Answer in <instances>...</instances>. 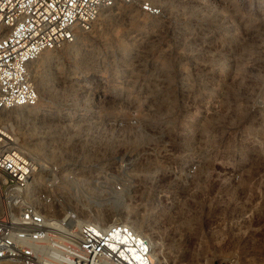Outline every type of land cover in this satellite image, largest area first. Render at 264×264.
Here are the masks:
<instances>
[{
	"label": "rangeland",
	"instance_id": "obj_1",
	"mask_svg": "<svg viewBox=\"0 0 264 264\" xmlns=\"http://www.w3.org/2000/svg\"><path fill=\"white\" fill-rule=\"evenodd\" d=\"M151 1L173 6L158 17L108 9L73 46L51 50L54 62L36 68L48 84L37 121L14 130L96 158V132L110 131L97 124L135 114L139 127L111 146L142 150L140 188L149 178L154 197L130 204V219L141 217L175 264H264V0ZM64 111L88 127L60 129ZM45 121L53 136L42 138ZM190 159L197 170L181 182L171 171ZM242 212L253 219L237 226Z\"/></svg>",
	"mask_w": 264,
	"mask_h": 264
},
{
	"label": "built area",
	"instance_id": "obj_2",
	"mask_svg": "<svg viewBox=\"0 0 264 264\" xmlns=\"http://www.w3.org/2000/svg\"><path fill=\"white\" fill-rule=\"evenodd\" d=\"M117 5L145 16L162 13L151 0H0V264H175L155 256L148 236L122 212L104 218L115 204H146L154 197L149 178L140 188L142 150L111 146L124 139L126 128L139 127L135 114L97 124V131H110L96 132V158L77 147L61 151L53 141L46 147L57 150L55 158L29 151L7 119L12 110L37 106L32 67L39 55L74 43L103 10ZM258 107L264 111V93ZM196 170L190 159L171 172L186 182ZM216 264L239 262L230 257Z\"/></svg>",
	"mask_w": 264,
	"mask_h": 264
},
{
	"label": "bare ground",
	"instance_id": "obj_3",
	"mask_svg": "<svg viewBox=\"0 0 264 264\" xmlns=\"http://www.w3.org/2000/svg\"><path fill=\"white\" fill-rule=\"evenodd\" d=\"M168 1V0H167ZM168 3V2H167ZM165 3V1L163 3H161L160 7L161 8H164L166 10H168L169 8L171 9V7L173 5H170V3ZM171 4H173L171 2ZM264 6V3L263 1H261V4L258 5V8L259 10H262ZM115 9V12L118 14L120 12H126V11H133V7L131 6H126V5H117L116 7L113 8V10ZM173 9V8H172ZM112 10V11H113ZM129 12V13H130ZM132 13V12H131ZM128 15L129 17V21L130 22H133L135 23V16L134 15ZM171 13V12H170ZM174 14V13H173ZM100 16L104 17V18H109L111 16L110 12L108 10H103L100 14ZM145 23V21H142L140 23V25H143ZM151 23V22H150ZM79 36L76 37L75 42H77ZM189 38V37H188ZM132 40V38H130V41ZM70 44L69 46H73V44ZM130 45V44H129ZM126 47V45H125ZM126 50V49H125ZM51 50H46L44 52H42L39 57L36 59V61L34 62L33 64V67H32V77H33V85L38 93V101L40 100L41 96L43 93H45L47 91V87H48V84H47V80L45 79V68L42 69V71L39 73L36 71V68L39 66V65H43V66H48L49 64L53 63L54 62V58L52 56V54L50 53ZM79 55V54H78ZM87 57V56H86ZM83 60V64L84 66H87V65H93V61L91 60L90 56L87 57V58H84L82 59ZM48 73V72H47ZM70 75V74H69ZM52 76V75H51ZM53 77V76H52ZM59 78V77H58ZM55 79V78H54ZM103 79V78H102ZM101 79V80H102ZM94 80V79H93ZM99 80L101 83L102 81ZM104 81V80H103ZM61 82V81H60ZM92 82V81H91ZM96 82H98V80H96ZM63 83V82H62ZM79 83V82H78ZM92 84V83H91ZM60 85V84H59ZM77 87V86H76ZM79 87V86H78ZM82 88V87H81ZM102 88V87H101ZM100 88V89H101ZM88 89V88H87ZM86 89V90H87ZM93 89V88H92ZM80 93V92H79ZM84 94V93H82ZM81 94V95H82ZM85 96V95H84ZM103 96V95H102ZM105 96V95H104ZM84 98V97H83ZM103 98V97H102ZM105 98V97H104ZM58 99V98H57ZM81 99V98H80ZM96 99V98H95ZM79 102V101H78ZM81 102V101H80ZM102 102V101H101ZM100 104V103H99ZM80 105V104H79ZM260 109V108H259ZM38 108L37 106L35 107H32V108H19V109H15V110H12L11 112H9L7 114V119L8 121H10L11 123H16V125H20L23 120H26V119H33L35 118V115H36V112H37ZM67 110V109H66ZM71 110V109H70ZM45 111V110H44ZM77 111V110H76ZM81 111V110H80ZM41 114V113H40ZM61 114V113H60ZM54 115V114H53ZM48 116V115H47ZM69 111H64L62 112V117L64 118L63 120L64 123L62 124L60 121V129L64 130V129H71V130H76L78 128V126L80 125H84V124H88V121L87 119L81 117V116H78L76 119H75V122H70V117H69ZM261 116V113L260 115ZM76 117V116H75ZM41 118V117H40ZM87 118V117H86ZM232 118V117H231ZM57 119V118H56ZM61 119V118H60ZM74 119V118H73ZM41 120V119H40ZM45 120V119H44ZM48 120V119H47ZM36 121H37V118H36ZM58 121V120H57ZM72 121V120H71ZM90 121V120H89ZM42 122V121H41ZM46 121H45V124L44 126L46 125ZM54 123V122H52ZM48 124V123H47ZM18 125V126H19ZM41 125V124H40ZM52 125V124H51ZM41 127V126H40ZM39 127V129H41ZM88 127V126H87ZM81 128V127H80ZM85 129V128H84ZM43 130V131H42ZM42 130H39V132H42L43 135H48V136H53L52 134V130L49 129L48 126H45V128L43 127ZM70 132H73L71 131ZM20 133V136L24 139V143L26 145V148L29 150V151H32V152H35L37 154H40L42 156H45V157H51L52 158H55L57 156V150L56 149H52V148H45L43 145H42V141L39 139V140H35V141H32V135H34L35 133L34 132H19ZM60 133V132H58ZM64 133V132H63ZM78 133V132H77ZM69 134V132H68ZM66 135V134H64ZM63 136V135H62ZM50 138V137H49ZM56 138V137H55ZM48 149V151H47ZM240 183V182H239ZM236 185V184H234ZM237 187V186H236ZM241 188V187H240ZM235 189V188H234ZM244 189V188H243ZM242 190V188H241ZM245 191V190H244ZM243 191V192H244ZM242 192V191H241ZM245 193V192H244ZM244 197V196H243ZM117 210V211H116ZM116 212H119L120 215H121V212H122V217L129 223V225L134 229L136 230L137 232L139 233H143V234H146L149 238V240L151 241V244H152V253L155 255V256H164L163 255V244H161L158 240L156 239H153L152 237H150V235H148L147 233H145L141 227H142V223H143V220L141 219V217L139 218H134V219H130V215L134 212L132 211V209L130 208L129 205L127 204H115V206L113 207L112 210H109L107 213L104 214V218L105 219H111L113 217L116 216ZM232 212V211H231ZM241 212V211H240ZM244 212V211H243ZM242 212V214H243ZM246 213V212H245ZM238 214L237 217H232L235 222V224H237V226L239 224H245L247 225L246 223H249L253 217L251 215H247V216H244V214ZM253 214V213H252ZM254 215V214H253ZM255 218V217H254ZM242 227H245V226H242ZM247 228V226H246ZM245 230V229H244ZM260 230V229H259ZM261 231V230H260ZM259 231V232H260ZM256 232V231H255ZM261 234V233H260ZM259 235V234H258ZM264 235V234H263ZM261 235V240L264 242V236ZM263 236V237H262ZM181 240V238H180ZM263 244V243H262ZM179 253V252H178Z\"/></svg>",
	"mask_w": 264,
	"mask_h": 264
}]
</instances>
